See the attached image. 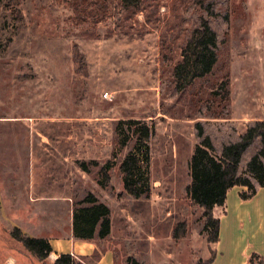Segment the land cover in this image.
I'll return each instance as SVG.
<instances>
[{
  "label": "rangeland",
  "instance_id": "obj_1",
  "mask_svg": "<svg viewBox=\"0 0 264 264\" xmlns=\"http://www.w3.org/2000/svg\"><path fill=\"white\" fill-rule=\"evenodd\" d=\"M143 3L134 14L119 0H0V114L35 137L32 149L21 124H0V264H52L8 232L65 237L87 194L111 205V231L93 240L91 257L74 256L82 264H96L107 248L113 264H205L213 254L203 210L186 195L189 165L203 138L218 158L264 121V0ZM202 21L216 35L218 61L182 91L175 67ZM143 124L151 136L140 178L149 194L134 198L119 166L138 154L134 131ZM260 148L256 139L244 152L239 177H249ZM29 161L40 188L34 202ZM179 225L184 234L175 239Z\"/></svg>",
  "mask_w": 264,
  "mask_h": 264
},
{
  "label": "trees",
  "instance_id": "obj_2",
  "mask_svg": "<svg viewBox=\"0 0 264 264\" xmlns=\"http://www.w3.org/2000/svg\"><path fill=\"white\" fill-rule=\"evenodd\" d=\"M119 1L124 7L132 9L134 14L144 8L141 6L144 4L143 0ZM102 15V12H92L93 21H100ZM216 50V35L208 24L202 21L200 27L192 31L181 51L182 60L175 67L174 76L180 90H185L196 79L202 78L212 71L218 61ZM196 129L198 136H202L200 124L196 125ZM134 133L136 134L138 154L126 156L120 163L119 170L123 174V186L126 193L134 198H139L149 194L148 184L143 183L140 178V163L143 156L147 159V144L151 131L146 124H143L137 126ZM256 139L260 140L261 148L247 163L246 172L249 177L241 178L238 175L240 159ZM212 151L213 146L209 138H203L191 157L189 165L191 183L185 188V191L188 198L203 210L207 242L214 244L219 240L220 221L214 216L213 210L215 207L224 205L227 192L234 186H244L247 191L240 193L239 196L241 199L247 200L255 195L258 187H264V121L255 122L240 136L237 142L225 145L221 150L220 157H214L211 154ZM101 172L103 178L108 180L106 165ZM251 179L257 183V188ZM82 202L86 206L73 211L74 237L79 240H90L97 235L99 239H104L109 235L111 228L109 209L92 194H87ZM8 233L13 240L20 243L39 261L44 262L48 259L52 248L47 239L27 236L19 228H12ZM183 234L184 227L179 225L173 229V238L177 239ZM214 259L215 253L213 252L205 264H211ZM52 264L82 263L76 261L70 254H60ZM249 264H264V259L252 255Z\"/></svg>",
  "mask_w": 264,
  "mask_h": 264
},
{
  "label": "crops",
  "instance_id": "obj_3",
  "mask_svg": "<svg viewBox=\"0 0 264 264\" xmlns=\"http://www.w3.org/2000/svg\"><path fill=\"white\" fill-rule=\"evenodd\" d=\"M7 121L9 123H19L21 124L22 130L28 131L27 139L24 140V142L27 143L30 148L34 149L35 146L33 145L35 144V137L34 134L31 133L30 126L20 123L18 118L5 117V115L0 114V124L6 123ZM4 146L5 136L3 137V133L0 130V172H3V168H5L1 161L4 159L2 155ZM32 154L30 160L32 159ZM29 164L30 166L28 169L30 170V167L33 165L31 161H29ZM21 165L22 161L20 162L19 167ZM17 169L19 168L17 167ZM32 170H30V172L28 171V175H31L29 191H32L35 194L32 197L33 201H31L34 202V200L39 199L38 193L35 192H38V189L40 188L35 184L36 180L33 179L34 173L31 172ZM15 175H18L17 172ZM14 181H16V178ZM245 191H247V188L244 186L232 187L227 192L224 205L222 207H215L213 210L214 216L220 221V227L219 240L217 243L212 244L215 259L211 264H249V259L252 255L264 259V187H258L253 197L243 200L239 195ZM92 195L99 201L97 196L94 194ZM12 200L13 202H17V199H15L14 196ZM0 202H2L1 199ZM99 202L109 209V219L111 224V205L107 202ZM72 203L73 202H70V204ZM72 220L73 209L70 214L71 227L68 230V235L65 237H37L49 241L52 251L48 257L51 261H54L60 254L91 257L95 251H97V244L93 242L96 238L99 239L97 235L90 240L76 239L73 235ZM108 236L104 239L108 238ZM96 264H113L112 251L107 248L98 257Z\"/></svg>",
  "mask_w": 264,
  "mask_h": 264
}]
</instances>
